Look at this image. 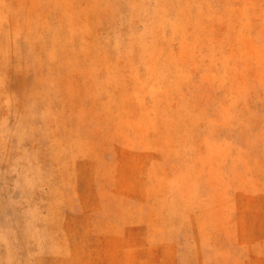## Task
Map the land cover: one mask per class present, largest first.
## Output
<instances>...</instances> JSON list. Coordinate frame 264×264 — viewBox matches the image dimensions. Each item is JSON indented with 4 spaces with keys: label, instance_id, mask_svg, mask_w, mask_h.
I'll return each instance as SVG.
<instances>
[{
    "label": "rangeland",
    "instance_id": "374dc122",
    "mask_svg": "<svg viewBox=\"0 0 264 264\" xmlns=\"http://www.w3.org/2000/svg\"><path fill=\"white\" fill-rule=\"evenodd\" d=\"M0 264H264V0H0Z\"/></svg>",
    "mask_w": 264,
    "mask_h": 264
}]
</instances>
